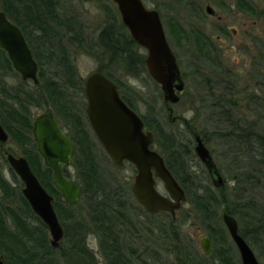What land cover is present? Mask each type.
<instances>
[{
    "label": "trees",
    "instance_id": "trees-1",
    "mask_svg": "<svg viewBox=\"0 0 264 264\" xmlns=\"http://www.w3.org/2000/svg\"><path fill=\"white\" fill-rule=\"evenodd\" d=\"M220 2L221 0H217L219 5ZM235 2L246 13L264 15L259 13L258 5L247 0ZM0 12L5 13L22 31L40 68L39 83L30 86L28 81L20 80L5 52L0 50V125L11 135L15 134L22 143V153L32 171L54 198L53 207L64 231L59 249H53L46 226L32 213L21 194L22 185L18 177L10 170L12 182L8 181L0 166V255L4 257L5 264H98L87 243V237L92 235L98 237L99 255L105 264L158 263V253L151 251L152 245L157 243L161 250L175 256L177 264H190L192 256L198 260L197 250L192 247L191 250L186 249L183 245L171 214L149 215L138 205L137 216L147 214L152 219L160 218L163 221L141 223V228L134 224L126 214L130 203L121 199V191L112 192L102 186L99 168L93 157L94 147L86 148L77 142L78 139L83 140L86 132L74 113L76 88L82 87L83 91V83L82 80L74 81L76 74L70 55L73 46L94 58L106 61L97 71L118 85L122 99L131 109L135 111V102L145 104V99L130 93V87L116 76L117 71L113 69L116 67V59H121L126 76L146 74L145 55L139 52L142 49L131 39L121 21L112 16L91 47L87 44L86 37L80 34L69 36L73 31H80L81 23H75L74 18L59 15L57 0H0ZM62 30L69 37L59 35ZM33 33L38 34L39 43L36 45H33ZM196 38L198 42H204L198 36ZM257 42L263 49L264 41L257 39ZM260 61L263 63L264 58L260 57ZM43 64L58 65L65 75L49 79ZM8 75L15 76L14 85L6 80ZM246 100L249 107H258L262 102L255 94H251ZM79 103L83 107L82 100ZM236 103L225 100V96L218 98L216 103L218 109L224 108L221 109L222 115L229 125L225 130H215L214 135L231 143L228 151L236 164L234 174L227 178L235 183V188L229 194L225 187L216 189L210 184L199 186L189 172L193 146L191 137H195L193 130L187 127L189 125H186L187 136L177 133L172 129L171 115L164 116L162 110L156 111L158 109L155 104H145L146 114L141 117L145 129L154 136L153 149L161 154L167 168L186 192L185 203L192 206L195 216L207 229L215 246L209 256L216 257L219 264H234L227 245L229 235L219 215L220 208L223 207L222 211L239 221V233L244 239L249 236L254 239L264 228V207H259L254 198H246L243 195L245 189L242 192L235 191L241 186L264 187V130L258 127L264 121V114L255 116L251 122L235 123L231 120L230 108H236ZM34 111L40 114L52 112L69 133L76 136V153L71 164L78 171L82 196L75 206H69L63 201L54 188L51 170L41 163L32 139ZM74 130L77 131L75 135ZM198 135L206 137L202 133ZM3 162L6 160L0 151V164ZM216 166L220 170V165ZM64 176L69 178L66 170ZM247 224L252 227L248 228ZM139 228L145 232L146 239L143 250L137 252L126 240L141 238Z\"/></svg>",
    "mask_w": 264,
    "mask_h": 264
},
{
    "label": "rangeland",
    "instance_id": "rangeland-1",
    "mask_svg": "<svg viewBox=\"0 0 264 264\" xmlns=\"http://www.w3.org/2000/svg\"><path fill=\"white\" fill-rule=\"evenodd\" d=\"M142 1L146 8L156 10L160 15L168 44L177 59L184 79V92L177 104H165L160 88L148 78L147 72L146 74H142V76H126L121 59H116V67L113 68L117 71L116 76L130 87V93L145 99V104H155V108L158 109L156 111L162 110L164 116L171 115L170 117L173 118L172 129L177 133L187 136L186 128L190 127L193 130L192 132L195 133V137H191L193 146L189 161V172L193 175L199 186L210 184L214 188L205 166L201 163L194 150L196 145L195 138L198 137L209 150L215 165H220V170L218 171H220L224 180L226 192L229 194L232 192V188H235V183L227 178L234 174L233 171L236 169V164H234L228 151L231 143L220 140L214 135L215 130H225L229 125L226 118L222 115L221 109L224 110V108L218 106L220 108L218 109L216 103L217 99L222 96H225V100L227 101L237 102L238 106L236 108H230L231 120L235 123L238 121L251 122L255 119V116L264 114V61L263 63L260 61V57L264 58V48H260V43L257 42V39L264 41V15L255 16L242 11L238 5L236 7L235 0H221L222 6L217 3V0H187L186 2L179 0ZM247 1L258 5L259 13H264V0ZM57 5L59 15L74 18L75 23H81L80 31H73L69 36L80 34L87 38V44L91 45V47L97 42L99 33L105 28L112 16L120 21L117 7L112 0H57ZM206 6H209L216 14V17L221 19L220 21L222 22L219 23L221 27L229 28L227 36L222 38L225 44L218 42L216 38L218 33H213L207 29L208 25L214 23L216 19L207 18ZM201 29L207 35H210V37L212 36L213 40L198 42L196 34ZM232 29H235L237 32L235 33ZM32 35L33 45L38 44V34L33 33ZM59 35L64 36V30L59 32ZM66 35L64 36L65 38L69 37ZM200 48L201 51L199 50ZM213 48H219V53H214L212 51ZM71 52L72 54L70 55L73 67L75 68L74 74H76L75 82L82 80L83 83L89 74L97 71L106 62L103 58L92 57L77 46H73ZM139 52L145 55L144 50H140ZM39 56L42 55L39 54ZM41 60L45 63L44 58ZM43 68L49 79L65 75L61 67L55 64H43ZM5 78L9 84L14 85L16 82L14 75H8ZM27 84L33 85L31 81H28ZM230 87L231 89H229ZM76 92L74 113L76 117H81V121L88 133L84 118L82 117L86 105L82 87L76 88ZM251 94H255L261 99L260 106L251 105L249 107L247 105L246 99ZM130 95L132 96V94ZM80 100H82L83 107L79 103ZM145 104L135 102V112L140 118L146 114ZM168 108H171V113H169ZM39 115L40 112L34 111V118ZM186 125L189 126L186 127ZM258 127L260 130H264L263 120ZM199 133L204 134L206 137L202 138L198 135ZM12 136L16 138L15 134H12ZM13 143L6 145L4 150L0 148L5 160L8 156L7 153L10 155L21 154L20 149ZM93 153L95 163H97L101 175L99 179L102 182V186L111 189L112 192L121 191L119 192L121 199H125L124 201L130 203L126 214L129 215L134 224L140 226L141 223L149 224L150 221L153 223L163 221L160 218L152 219L147 214H144L145 216L141 214L143 215L142 217L136 215L139 213L136 208L139 204L131 193V185L136 173L132 166L126 165L121 170L116 169L99 146L95 147ZM0 166L3 176L12 182L8 164L3 162ZM66 174L69 176V179L75 180L80 184L78 171L72 164L67 169ZM238 190L240 192L244 190L245 193L243 195L246 198H254L259 207H264V187L258 185L252 187L241 186L240 189L235 191L238 192ZM159 192L165 194L161 184L159 185ZM222 209L223 207L219 209V215H221ZM174 219L177 231L181 234L183 245L186 246V249L189 248L191 250L190 247H192V249H196L198 252V260L192 256L190 264H199V262L201 264H219L216 257L204 256L199 247V240L203 237L209 238L210 236L207 229L201 224V220L195 216L192 206L183 203L181 209L175 213ZM238 224L240 228L239 221ZM246 226L248 228L252 227L251 224H247ZM140 228L139 234L141 238L126 240L133 245V248L137 252L143 250L142 248L146 239L145 232ZM48 237L50 239L49 233ZM254 237L252 239L249 236L245 240L253 251L258 264H264V228L260 234ZM227 238V245L233 263L241 264L234 244L229 236ZM87 243L96 256L98 264H105L99 255L98 237L95 235L87 237ZM152 248L151 251L157 252L159 258L158 263L154 264H177L175 256L172 253L161 250L159 243L152 245ZM214 248L213 244V250ZM0 256L3 257L2 255Z\"/></svg>",
    "mask_w": 264,
    "mask_h": 264
},
{
    "label": "water",
    "instance_id": "water-1",
    "mask_svg": "<svg viewBox=\"0 0 264 264\" xmlns=\"http://www.w3.org/2000/svg\"><path fill=\"white\" fill-rule=\"evenodd\" d=\"M121 23L131 39L145 51L144 66L150 78L159 85L163 101L175 105L185 89V83L176 58L168 44L159 13L148 9L142 0H112ZM208 6L206 13L212 14ZM0 50L4 51L16 74L22 81L38 84V65L27 41L19 29L3 12H0ZM86 108L90 126L116 169L127 164L135 169L131 193L136 202L149 215L169 213L175 217L187 196L184 189L167 168L161 154L153 149L154 136L145 130L140 116L121 98L118 86L99 71L92 72L84 80ZM172 112L171 108L168 109ZM33 137L37 152L44 165L53 173V185L69 206H75L82 196V186L63 175V168L71 165L74 146L60 129L50 112L38 116L33 123ZM7 135L0 126V142ZM195 153L205 166L213 186L224 187L209 150L200 138H195ZM10 169L19 178L21 194L32 213L46 226L50 245L57 249L64 231L53 207V197L44 189L25 158L7 156ZM165 194L159 192V185ZM222 223L234 244L241 264H258L253 251L239 233L238 221L226 211L221 213ZM205 256L213 250L210 238L199 240ZM0 264H5L0 256Z\"/></svg>",
    "mask_w": 264,
    "mask_h": 264
},
{
    "label": "flooded vegetation",
    "instance_id": "flooded-vegetation-1",
    "mask_svg": "<svg viewBox=\"0 0 264 264\" xmlns=\"http://www.w3.org/2000/svg\"><path fill=\"white\" fill-rule=\"evenodd\" d=\"M236 3V2H235ZM206 7H208V6H206ZM236 7H237V4H236ZM240 8V7H239ZM240 10V9H239ZM205 11H206V9H205ZM160 16V15H159ZM207 18H209V19H216V21L214 22V23H210L209 25H208V27H207V29H209L211 32H213V33H218V35L216 36V38H217V40H218V42H222V43H224L223 42V39L222 38H225L226 36H227V31L229 30V28H227V27H221L220 25H219V23H221L222 21H220L221 19L219 18V17H216V14L214 13V11L212 12V14H207ZM161 19V18H160ZM163 26V25H162ZM206 27V26H205ZM163 29H164V27H163ZM205 29V28H204ZM199 30V29H198ZM235 33L237 32L235 29H232ZM165 32V31H164ZM200 39H202L203 41H209V40H213V37L211 36L210 37V35H207V33L205 32V31H203V29H201L200 31H198V33L196 34ZM225 44V43H224ZM212 51L214 52V53H219V48L217 49V48H214V49H212ZM173 52V51H172ZM222 52V51H221ZM33 54V53H32ZM174 54V53H173ZM175 56V55H174ZM176 58V57H175ZM176 61H177V59H176ZM37 62V61H36ZM177 64H178V62H177ZM37 65H38V63H37ZM145 67V66H144ZM178 67H179V65H178ZM39 67H38V78H39ZM180 69V68H179ZM146 70V69H145ZM147 72V71H146ZM181 72V71H180ZM148 74V73H147ZM181 75H182V73H181ZM148 77L150 78V76L148 75ZM182 78H183V76H182ZM151 79V78H150ZM152 80V79H151ZM184 80V79H183ZM27 81H30V80H27ZM153 81V80H152ZM32 82V81H31ZM154 82V81H153ZM33 83V82H32ZM155 83V82H154ZM34 84V83H33ZM156 84V83H155ZM35 85V84H34ZM117 85V84H116ZM157 85V84H156ZM118 86V85H117ZM158 87H159V85H157ZM160 88V87H159ZM118 90H119V87H118ZM161 90V89H160ZM83 92H84V98H85V88H84V82H83ZM184 92V91H183ZM182 92V93H183ZM161 93H162V91H161ZM119 94H120V90H119ZM181 95L182 94H180V97H181ZM121 96V95H120ZM122 98V97H121ZM180 101V100H179ZM85 102H86V98H85ZM125 102V101H124ZM126 103V102H125ZM85 108H86V105H85ZM85 108H84V116H82L83 118H84V122H85V125H86V127H87V131H88V133L86 132V128L84 127V125H83V122L81 121V117L79 118V121H80V126L81 127H83L84 128V130H85V135H83L84 137H83V140L81 139V140H77V142H79V143H81V145L84 147H86V148H92V147H94V149H95V147H97V146H99V147H101L102 148V146L100 145V143H99V141L97 140V138H96V136H95V134H94V132H93V130H92V128H91V126H90V123H89V120H88V117H87V115H86V113H85ZM169 109V108H168ZM44 113H47V112H44ZM44 113H41L40 115H42V114H44ZM52 115H53V117L56 119V121H57V123H58V125H59V127H60V129L62 130V132L68 137V139L71 141V143L73 144V146H74V153H73V155L71 156V163L73 162V158H74V155H75V153H76V144H75V142H76V136H72L71 135V133H69V131H68V129L67 128H65L61 123H60V121L57 119V117L52 113V112H50ZM39 115V116H40ZM38 117V116H37ZM36 117V118H37ZM36 118H34L33 119V123H34V120L36 119ZM1 126V125H0ZM32 126H33V124H32ZM3 128V127H2ZM3 130L5 131V133H6V135H7V139H6V141H4V142H0V148H2L1 150H4L5 148H6V145H8V144H11V143H15L16 144V146L20 149V155H15V154H12V152H11V154L13 155V156H15V157H22V158H25L24 156H23V153H22V143H20L19 141H18V139H17V137L15 138V137H13L10 133H8V131H6L4 128H3ZM146 130V129H145ZM147 131V130H146ZM75 134H77V131L76 130H74V132H73V135H75ZM81 138H82V136H80ZM32 139H33V141H34V143H35V140H34V137H33V128H32ZM13 143V144H14ZM35 145H36V143H35ZM102 150L104 151V149L102 148ZM36 151H37V146H36ZM105 152V151H104ZM3 153V152H2ZM38 153V152H37ZM8 155H10L9 153H7ZM106 154V153H105ZM38 156H39V158H40V160H41V163H43L44 164V162H43V160L41 159V157H40V155L38 154ZM107 156V155H106ZM108 157V156H107ZM26 159V158H25ZM108 159H109V157H108ZM27 160V159H26ZM110 160V159H109ZM110 162H111V160H110ZM6 163H7V158H6ZM112 163V162H111ZM8 164V163H7ZM127 165H129V164H127ZM9 166V165H8ZM45 166V165H44ZM71 166V165H70ZM114 166V165H113ZM131 166V165H130ZM46 167V166H45ZM47 168V167H46ZM69 168V167H68ZM68 168H63V170H62V172H63V175H64V170H66L67 171V169ZM9 169H10V167H9ZM49 169V168H48ZM11 170V169H10ZM135 170V169H134ZM12 171V170H11ZM13 172V171H12ZM52 172V171H51ZM14 173V172H13ZM67 178V177H66ZM69 179V178H68ZM52 181H53V173H52Z\"/></svg>",
    "mask_w": 264,
    "mask_h": 264
}]
</instances>
